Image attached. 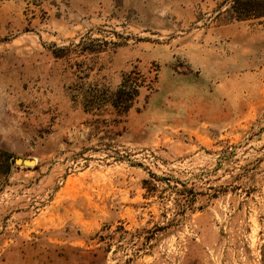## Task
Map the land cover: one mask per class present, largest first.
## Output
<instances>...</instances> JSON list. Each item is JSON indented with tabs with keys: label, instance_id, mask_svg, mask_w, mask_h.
Listing matches in <instances>:
<instances>
[{
	"label": "rangeland",
	"instance_id": "1",
	"mask_svg": "<svg viewBox=\"0 0 264 264\" xmlns=\"http://www.w3.org/2000/svg\"><path fill=\"white\" fill-rule=\"evenodd\" d=\"M263 14L0 0V264H264Z\"/></svg>",
	"mask_w": 264,
	"mask_h": 264
},
{
	"label": "water",
	"instance_id": "2",
	"mask_svg": "<svg viewBox=\"0 0 264 264\" xmlns=\"http://www.w3.org/2000/svg\"><path fill=\"white\" fill-rule=\"evenodd\" d=\"M14 164H15V165H23V166H25V167H31V166H33L35 163H34L33 160H21V159H19V158H16V159L14 160Z\"/></svg>",
	"mask_w": 264,
	"mask_h": 264
},
{
	"label": "trees",
	"instance_id": "3",
	"mask_svg": "<svg viewBox=\"0 0 264 264\" xmlns=\"http://www.w3.org/2000/svg\"><path fill=\"white\" fill-rule=\"evenodd\" d=\"M257 16H259V17H260V15H257ZM257 16H256V17H257ZM261 16H264V14H263V15H261Z\"/></svg>",
	"mask_w": 264,
	"mask_h": 264
}]
</instances>
